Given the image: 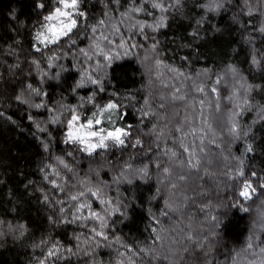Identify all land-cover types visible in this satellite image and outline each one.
I'll return each mask as SVG.
<instances>
[{"label": "trees", "instance_id": "1", "mask_svg": "<svg viewBox=\"0 0 264 264\" xmlns=\"http://www.w3.org/2000/svg\"><path fill=\"white\" fill-rule=\"evenodd\" d=\"M38 2L40 0H0V111L4 113V116L0 117V264H41L53 245L62 246V249L72 248L74 251L79 245L81 249H89L90 254L84 255V252L80 251L78 255H69L62 251L59 259L48 260L46 264H117L118 260L129 264V258L134 260L135 264H254L255 260L264 259V253L260 252V247H264V231L261 227L258 233L253 231L258 212L262 211V208V213L264 212V204H261L264 197H254L253 201H249L248 212L239 209L228 211L222 226L215 229L218 232L215 238L211 235L213 229L210 221L211 215L226 211L223 208L218 211L217 205L230 202L233 198L232 185L236 182L227 181L226 177L220 175L225 170V165H237V161L232 157L245 158L246 144L251 143L255 151L245 158V175L251 168L259 171L264 167V120L257 115L259 109L264 106V34L257 30L264 24V0H249L253 8L252 15L247 14L248 5L245 0L226 2L225 8L219 14L205 13L203 8L198 7L207 0H183V8L170 15L167 28L157 33L146 29L150 37L155 35L159 40L158 52L166 64L178 67L193 79L209 85L217 76H224V81L219 86L221 108L212 116L217 134L223 138L219 141L220 147L210 146L209 152V168L216 175L204 176L198 180L197 183L201 186L198 191L202 194L195 195L194 202L184 201L186 207H182L180 212H169L167 216L161 215L167 210L166 203L179 202L180 194L174 196V190L169 184L162 182V173L155 167V162L166 161V158L159 154L153 155L158 152L155 136L144 134L157 121L149 117L142 122L139 111L145 107L146 99L156 110L159 96L168 91L155 81V73L149 71L146 65L150 61L144 60V56L150 54L148 49L152 40H144L142 36L129 31L130 22L127 20L119 25L126 39L131 36V42L143 47L135 49V55L117 61L113 65L115 71L108 69L106 90L96 97L97 103L100 104L113 100L124 106L121 108V112L125 114L124 118L118 123L132 125L133 135L140 134L145 148H113L94 157L75 153L73 159L65 156L68 146L62 143V129L49 125L52 140L49 151L45 152L37 137L43 138L46 134L37 132L33 120L37 123L46 122L53 113L20 104L15 100V96L28 83H32L34 87L47 92V103L53 108H58L60 104L78 105L80 96L86 98L95 87L86 85L73 93V88L80 79L81 65L91 70L90 64L94 66V63L86 62L78 54V48L87 49L92 42L82 31V38L66 57L58 61L57 67L48 69L46 61H41V67L45 71L50 74L57 71L61 73L59 80L45 78V82L41 83L37 70L30 64L32 57H40L39 53L32 50L33 35L42 18L41 10L36 6ZM44 2L47 11V5L51 4L52 0ZM128 3L129 0H121L119 11L109 13L114 16V23H119V12L123 11ZM84 6L87 8L90 23H95L106 11L99 0H85ZM202 16L207 18L203 28H199L196 21ZM137 19L152 23L154 17L141 14ZM193 30H199L204 39L197 40L191 36ZM113 39L119 42L118 36H113ZM253 56L261 60L259 68L252 64ZM17 64L19 67H16ZM150 64L152 66V62ZM59 65H64L67 70H61ZM229 65L238 70L239 75L235 79L228 73ZM205 69L210 70V79L197 76ZM100 75H103V72ZM243 81L253 86L259 85V88L253 87L250 93H246L240 88V82ZM233 88L239 90L240 97L247 95L250 109L244 107L241 111L234 107V104L239 102L238 99L233 102L227 99L232 95ZM34 99L39 102L40 97ZM93 110L90 104H85L81 109L85 114H90ZM180 112L181 117H176V110L168 109L169 121L175 123V119L182 118L183 109H180ZM232 112H240L235 119L241 131L248 132V135L240 140H234L227 134L228 125L224 120ZM29 115L33 120L28 119ZM162 125L163 121H160V126ZM164 131L167 132L168 129ZM167 146L175 147L170 139ZM161 147H164L163 143ZM57 156H65L79 176L87 175L94 184L105 186L106 195L113 202H119L121 210L125 213L109 217V226L105 230L109 241H102L98 248L93 249L90 244L84 243L91 235L89 229L94 226L93 221H87V227L80 226L79 222H61V205L56 201L67 197L52 188L44 180V173L41 171L46 164L55 165ZM224 156H228L229 160L225 161ZM125 163L133 166L127 173L131 183L126 180L117 183L115 178ZM145 165L149 168V177L140 179L135 170ZM161 166H166V163ZM188 194L193 195L191 191ZM45 195L49 197V203H45ZM205 204L210 206L204 208ZM93 208L102 210L98 202H93ZM153 217L160 221L159 225ZM53 220L56 223H53ZM261 224H264V220L260 226ZM153 227L158 229L157 234L161 236V241L155 244L153 240L156 234L152 232ZM161 228L163 231H160ZM189 232L201 241L207 237L208 242L204 243L202 248L197 247L185 239ZM76 236H80L81 240L77 241ZM250 236L253 237V248L245 251ZM117 237L119 241H116ZM172 239L177 241L173 246L181 250L180 254L173 255L169 252L173 247L170 243ZM145 247L152 248L154 255L144 256L139 252L140 248ZM128 248H132L137 255L128 252ZM184 248L188 250L185 252ZM254 252L256 255H253ZM120 253L125 255L121 256ZM155 255L160 258L155 259Z\"/></svg>", "mask_w": 264, "mask_h": 264}, {"label": "snow or ice", "instance_id": "2", "mask_svg": "<svg viewBox=\"0 0 264 264\" xmlns=\"http://www.w3.org/2000/svg\"><path fill=\"white\" fill-rule=\"evenodd\" d=\"M91 2V0H89ZM103 3L106 11L102 13V17L97 19L95 23H90L89 15L85 5V0H52L51 4L47 5L44 0L37 3V8L41 10V20L39 27L33 35L32 50L40 54V57H32L30 64L35 67L40 77L41 83L45 82V78L59 80L60 72L50 74L41 67V61L47 63V68L52 69L57 67L58 61L66 57L70 51L77 45L81 39L83 31L90 37L91 43L88 48H78V54L82 56L86 62L90 64V69H85L83 65L80 68V79L73 88V93L77 89L83 88L86 85L95 86L94 90L86 98L80 96L78 105L60 104L58 108H53L47 103V92L42 91L39 87H34L32 83H28L24 89L15 96V100L30 108L37 110L45 109L53 114L48 117L46 122H35L31 115L29 120H33L37 132L46 134L40 139L41 145L45 152L49 151V146L52 140V132L49 125L59 126L62 129V143L67 147L66 157L75 159V153H82L87 157H94L97 154L103 155L113 148H145V142L140 138V134L133 135L132 125H120L118 121L123 120L124 113L121 112V105L118 101L109 100L105 104L97 103L96 97L99 93L105 92V79L108 76V69H115L113 65L124 57L135 55V49L143 47V45L131 42L132 37L127 39L121 32L120 24L124 21L130 22L129 31L143 37L144 40H152V44L148 49L150 54L144 56L145 61L152 62L155 81L159 82L160 86L168 89L167 92L159 96V102L156 105V110L153 109L152 103L146 99L145 107L140 109L141 121L149 117L155 118L156 123H153L148 132L155 136V145L158 150L153 155H161L166 158V161L157 160L155 167L162 173V182H167L175 196L180 194L178 201L166 203V211L161 215L167 216L169 212H180L182 207H186L184 201H195V195L202 194L198 191L201 186L197 183L204 176L216 175L209 168L211 160L209 158L210 146L220 147L219 141L223 138L217 134V129L214 127L212 116L220 111V85L224 81V76H217L215 81L209 85L204 81L193 79L191 75L184 72L178 67L166 64L158 52L159 40L155 35L149 36L147 30L152 33H157L163 28L168 27L170 15L183 8V0H129V3L123 11H120L121 20L119 23H114V16L109 13L119 11L121 0H99ZM231 3L232 0H207L206 3H201L198 7L204 9L205 13L219 14L225 8V3ZM247 6V14H253V8L249 4V0H245ZM116 5V8L111 7ZM156 13H159L157 16ZM141 14L152 16V23L139 20ZM206 16L196 21L199 28H203ZM261 34H264V24L257 29ZM219 31V29H216ZM191 36L197 40H203L204 35L199 30H193ZM113 36L119 37V42L113 39ZM53 46H56L55 48ZM187 60V57H182ZM252 64L256 67L261 66V60L255 56L252 57ZM16 67H19L17 64ZM61 70L66 71L64 65H59ZM103 72V75L100 73ZM209 69L198 73L197 76H204L207 79ZM228 73H231L233 79L239 75L235 66H228ZM191 81V83H188ZM227 85H225L226 87ZM253 87L259 88V85L253 86L246 81L240 82V88H243L246 93H250ZM34 97H40L39 102H36ZM227 99L230 102L239 100L234 104L237 109L243 110L244 107L251 108L247 95L240 97L239 90L233 88L232 95ZM85 104L93 106L94 110L90 114H85L81 111ZM168 109L176 110V117H181L180 109H183L182 118L175 119V123H171L168 119ZM240 112H232L227 121V134L234 140H240L248 135L247 131H241L238 121L235 119ZM258 117L264 120V106L258 113ZM4 113L0 111V117ZM10 119V118H9ZM160 121L163 125L160 126ZM164 129H168L167 132ZM223 130H221L222 132ZM171 140L175 147H168V141ZM163 143L164 147H161ZM149 151V149H145ZM254 148L251 143H247L245 147V158L248 154L254 153ZM65 156H57L56 164H46L41 171L44 173V180L48 182L52 188L59 193L64 194L67 199L59 198L56 203L61 205L59 212L61 222L66 224L80 223V226L87 227V221L94 222V226L89 229L91 235L84 241L85 244H90L94 248L101 246L102 241H109V236L106 229L109 226V217L119 213L124 215L119 202L113 200L106 195L104 187L99 184H94L91 179L85 176H79L72 164L68 162ZM245 158L232 157L237 161V165L232 167L225 165L220 175L226 177L227 181H234L232 185L233 198L230 202H225L217 205V210L220 208L226 211L219 215H211L210 221L213 231L211 235L215 238L219 229L222 226L223 220L228 216V211L231 209H239L243 212L249 211V201H253L254 197H264V167L259 171L251 168L248 174L245 175ZM225 161L229 160L228 156H224ZM166 163V166H161ZM133 166L130 163H125L120 173L115 178L119 183L121 180H126L131 183V179L127 175L132 170ZM63 170V171H62ZM140 179L149 177V168L145 165L143 168L135 170ZM66 173H71L67 176ZM203 173V175H202ZM98 175V173H97ZM79 177V178H77ZM227 187V185H225ZM189 191L193 195H189ZM227 201V197H225ZM45 203H49V197L44 196ZM93 202H98L102 206V210L93 208ZM264 204V199L261 200ZM210 205H203L204 208ZM70 217V218H69ZM264 220V215L261 217ZM157 225L160 221L153 217ZM53 223H56L53 220ZM23 228V225L20 226ZM261 230L264 231V224H261ZM160 231H163L161 228ZM155 235L153 243L161 241V236L157 234L158 229L152 228ZM23 234V233H21ZM77 241L81 240L80 236H76ZM185 239L191 241L197 247H203L207 243V237L201 241L198 237L190 232ZM119 241V237L116 238ZM253 237L248 238L247 251L253 248ZM112 243V241H110ZM177 243V241H173ZM188 249L184 248L186 252ZM66 252L69 255H78L80 251L84 255H89V249H81L77 245L76 251L72 248H63L62 246L53 245L47 252L45 260L41 264H46L48 260L59 259L61 253ZM128 252L137 255L132 248L127 249ZM140 253L144 256H153L154 250L150 247L140 248ZM260 252L264 253V247H260ZM124 256L125 253H120ZM207 255V253H205ZM253 255H256L254 252ZM159 259L158 255L154 256ZM168 259V257H165ZM117 264H124L122 260H118ZM129 264H135L134 260L129 258ZM264 264V259L260 261Z\"/></svg>", "mask_w": 264, "mask_h": 264}, {"label": "rangeland", "instance_id": "3", "mask_svg": "<svg viewBox=\"0 0 264 264\" xmlns=\"http://www.w3.org/2000/svg\"><path fill=\"white\" fill-rule=\"evenodd\" d=\"M150 62H151V61H150ZM150 62H147L146 65H147L149 71L154 72V70L152 69V66H151ZM227 121H228V118H226V119L224 120L225 124L227 123ZM262 211H263V208H262ZM262 211H259V212H258V216H257V218H256V221H255L254 225H253V231H254V233H258V232H259V228L261 227V226H260V223L262 222L261 217H262V215H264V212L262 213ZM167 238H169V237H167ZM169 239H170V238H169ZM168 241H169V240H168ZM170 243L172 244V245H171V247H172V246H173V239H172V241H170ZM173 247H174V246H173ZM173 247H172L171 250H169V252L172 253L173 255H175L176 253L180 254L181 250H179V249L176 248V247H174V248H173ZM254 262H255L254 264H260V260H259V259H258V260H255ZM172 264H175V263H172ZM237 264H247V262H240V263H237Z\"/></svg>", "mask_w": 264, "mask_h": 264}]
</instances>
